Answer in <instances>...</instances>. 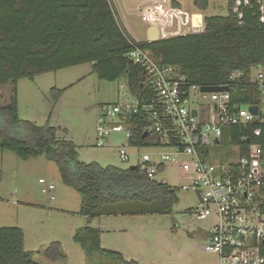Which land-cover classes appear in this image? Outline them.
<instances>
[{
    "label": "trees",
    "instance_id": "trees-1",
    "mask_svg": "<svg viewBox=\"0 0 264 264\" xmlns=\"http://www.w3.org/2000/svg\"><path fill=\"white\" fill-rule=\"evenodd\" d=\"M237 1L229 0L226 15H205L203 32L150 43L137 42L126 32L109 0H0V86L12 90L10 103L0 105V150H10L23 160L43 156L55 162L63 182L80 194V213L88 218L171 212L179 199L169 183L150 179L140 168L84 162L74 141L58 137L55 126L21 119L15 85L20 78L92 62L100 78L125 77L128 88L140 94L143 69L128 58L137 43L163 63L178 66L191 83L229 85L233 104H259L260 88L253 71L264 68L262 2L240 0L236 5ZM194 3L206 10L210 0ZM234 72L239 77L231 80ZM252 126L261 127L262 134L254 136L240 126L231 128V143L240 146L241 155H247L253 142L264 153V123L257 121ZM137 131L131 145L158 141L157 135L145 139ZM101 234L100 228L86 225L73 236L90 262L101 256L117 264H140L104 248ZM45 254L52 262L64 258L59 241L51 243ZM0 264H38L34 252L24 248L21 227H0Z\"/></svg>",
    "mask_w": 264,
    "mask_h": 264
},
{
    "label": "rangeland",
    "instance_id": "rangeland-1",
    "mask_svg": "<svg viewBox=\"0 0 264 264\" xmlns=\"http://www.w3.org/2000/svg\"><path fill=\"white\" fill-rule=\"evenodd\" d=\"M121 1L114 5V10L126 30L123 14L118 9ZM218 1L222 0H210V5ZM261 2L264 13V0ZM137 3H130L128 10L136 9V12L126 19L138 41H147V23L142 20L143 8L135 7ZM228 12L225 5L219 4L208 14L226 15ZM253 72L256 75V71ZM15 87L20 118L38 125L55 126L58 137L72 140L77 145L80 160L123 168L138 161V147L129 144L126 132H114L104 144H97L100 109L133 98L126 95L125 77L115 81L102 79L94 71L93 63L85 62L37 74L33 78H20ZM11 91L10 86H0V105L10 103ZM122 147L132 155L129 162L120 156ZM236 156V147L231 144L227 130L219 150L211 153V160L230 161ZM186 161L191 162V159L185 156L181 162H166L156 178L177 189L179 200L171 212L102 219L88 218L80 213V194L63 182L55 162L43 156L23 160L10 150H0V227H21L24 248L34 252L38 264H117L101 256L89 261L82 246L73 240L75 232L85 225L111 228L104 232L102 246L118 252L135 248L144 264H219V256L206 251L209 232L218 223V217L212 205L202 206L196 192L187 189L195 173L183 169ZM41 178L54 182V200L43 192ZM207 208L212 214L199 219L197 214ZM55 241L61 243L64 254L58 262L50 261L45 254Z\"/></svg>",
    "mask_w": 264,
    "mask_h": 264
},
{
    "label": "built area",
    "instance_id": "built-area-1",
    "mask_svg": "<svg viewBox=\"0 0 264 264\" xmlns=\"http://www.w3.org/2000/svg\"><path fill=\"white\" fill-rule=\"evenodd\" d=\"M176 1L183 0H145L142 20L149 26H157L161 39L203 32L205 26L190 22L189 15L173 5ZM109 2L114 9L118 0ZM128 58L143 69L144 90L135 94L128 88L126 95L133 98L100 109L97 144H104L114 132H126L129 144L137 129L143 134L148 132L145 139L157 135L158 141L149 145L133 144L138 147V161L133 165L150 179L157 178L162 171L160 166L165 168L166 162H181L183 157H189L191 162H184L183 169L195 174L187 189L200 191L201 205H212L218 217V223L210 230L206 251L218 255L219 264H264V153L261 145L253 142L247 155H241L240 146L231 143L237 150L235 158L211 160V153L219 150L226 131L231 135L233 126H240L254 136L262 134L261 127L252 125L257 121L264 123V68L257 69L256 73L260 103L244 107L232 103L231 88L204 92L203 86L191 83L178 66L163 63L143 45L133 44ZM238 77L234 72L231 80ZM251 105H259L258 115L250 111ZM120 156L129 162L132 155L122 147ZM40 183L43 192L54 200V182L41 178ZM211 214L212 210L207 208L197 217L204 219Z\"/></svg>",
    "mask_w": 264,
    "mask_h": 264
},
{
    "label": "crops",
    "instance_id": "crops-1",
    "mask_svg": "<svg viewBox=\"0 0 264 264\" xmlns=\"http://www.w3.org/2000/svg\"><path fill=\"white\" fill-rule=\"evenodd\" d=\"M126 1L128 2V4L126 3ZM136 1H138V3L136 4L135 7L140 8V9L145 8V5L147 4L145 2V0H131V1H129V0H122L121 1V4L118 3L119 6L118 5L117 6L119 7L118 9L121 10V14H123L122 17L124 18V25L126 27V30H128V33L135 40H138L135 37V34L133 33L130 24L128 23V19H126L127 16H129V15L131 16L134 12H136V9H132L131 11L128 10V8H130V3L131 2L132 3H135ZM176 3H177V6L176 7H178L179 9H181L184 12V14L189 15L190 22L192 21L193 24L200 25V26L201 25H204L205 26V21H204L205 20V15H208V12H210V10L212 8L217 7V5H219V4H223L227 8L229 7V0H222V1H218V2H212L211 5L209 4L210 7L207 8L206 10H200L199 8H197L195 6L194 0H183V1H180V2H177L176 1ZM236 5H238V3H236ZM148 28H149V24H147V28H146V39H147V36H148ZM119 215H122V214H118V215H106V216H100L98 218H102V219L103 218H111V217H116V216H119ZM100 222H102V221H100ZM95 227L100 228L101 231H102V234H101V242H102V245H103L104 232L106 230H109L110 231L111 228H108V227L103 226V225H99V226H95ZM209 234H210V232H209ZM121 252L124 253V257L127 260L133 259V260H137L140 264H144V259L142 260V256H140V254L138 253L137 249L135 250V248H133V250H132L131 248H129L126 252H123V251H121Z\"/></svg>",
    "mask_w": 264,
    "mask_h": 264
},
{
    "label": "water",
    "instance_id": "water-1",
    "mask_svg": "<svg viewBox=\"0 0 264 264\" xmlns=\"http://www.w3.org/2000/svg\"><path fill=\"white\" fill-rule=\"evenodd\" d=\"M160 39H161V37H160L159 28L155 25L149 26L147 41L152 43V42H156ZM229 90H230L229 86H203L202 87V91H204V92H218V91H229ZM249 109L255 115H258L260 112L259 105H251L249 107ZM194 114H196V110L194 111ZM147 136H148V132H145L143 134V137L146 138ZM130 168L137 169L138 166L137 165H131ZM196 194H197L198 198L200 199V201H203V198L201 196L200 191H197Z\"/></svg>",
    "mask_w": 264,
    "mask_h": 264
}]
</instances>
